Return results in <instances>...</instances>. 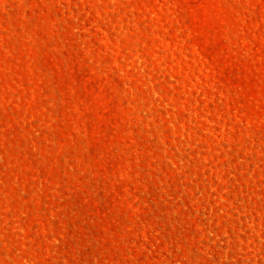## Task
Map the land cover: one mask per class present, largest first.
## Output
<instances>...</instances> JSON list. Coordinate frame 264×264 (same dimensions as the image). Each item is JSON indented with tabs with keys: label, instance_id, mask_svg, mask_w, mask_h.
Wrapping results in <instances>:
<instances>
[{
	"label": "rangeland",
	"instance_id": "obj_1",
	"mask_svg": "<svg viewBox=\"0 0 264 264\" xmlns=\"http://www.w3.org/2000/svg\"><path fill=\"white\" fill-rule=\"evenodd\" d=\"M0 264H264V0H0Z\"/></svg>",
	"mask_w": 264,
	"mask_h": 264
}]
</instances>
